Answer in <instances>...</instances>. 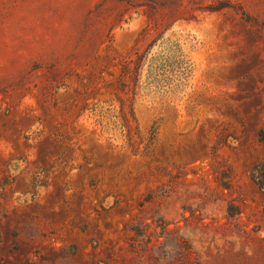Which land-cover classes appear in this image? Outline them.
<instances>
[{
    "label": "rangeland",
    "instance_id": "1",
    "mask_svg": "<svg viewBox=\"0 0 264 264\" xmlns=\"http://www.w3.org/2000/svg\"><path fill=\"white\" fill-rule=\"evenodd\" d=\"M0 264H264V0H0Z\"/></svg>",
    "mask_w": 264,
    "mask_h": 264
}]
</instances>
